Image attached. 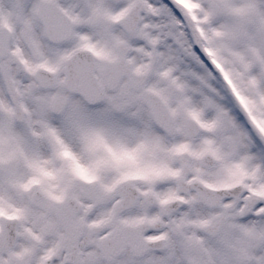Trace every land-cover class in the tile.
Returning <instances> with one entry per match:
<instances>
[{
	"label": "snow or ice",
	"instance_id": "snow-or-ice-1",
	"mask_svg": "<svg viewBox=\"0 0 264 264\" xmlns=\"http://www.w3.org/2000/svg\"><path fill=\"white\" fill-rule=\"evenodd\" d=\"M0 264H264V0H0Z\"/></svg>",
	"mask_w": 264,
	"mask_h": 264
}]
</instances>
